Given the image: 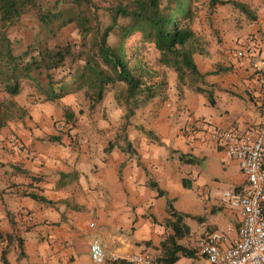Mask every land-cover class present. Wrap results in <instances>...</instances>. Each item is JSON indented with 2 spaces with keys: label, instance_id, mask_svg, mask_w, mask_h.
I'll return each mask as SVG.
<instances>
[{
  "label": "crops",
  "instance_id": "crops-1",
  "mask_svg": "<svg viewBox=\"0 0 264 264\" xmlns=\"http://www.w3.org/2000/svg\"><path fill=\"white\" fill-rule=\"evenodd\" d=\"M240 1L256 19L216 5V24L206 37L192 26L193 59L203 77L179 82L174 69L162 66L165 99L136 109L124 131L125 110L114 100L109 106L100 102L68 126L64 109L78 117L81 95L67 99L75 92L40 106L32 118L7 121L0 129V228L6 237L0 264L3 251L6 264H110L138 253L158 260L162 244L174 234L166 221L167 199L186 214L189 231L177 242L194 251L179 254L173 264H209L200 252L202 240L238 223L235 211L221 203L222 193L245 184L238 163L215 145L210 128L247 130L261 119L264 71L257 72L253 61L264 59V0ZM247 33L261 40L257 51L246 45ZM12 137L24 148L17 149ZM110 141L114 146L106 152ZM180 153L198 161L184 163ZM159 189L165 195H158ZM174 189L183 193L182 201ZM188 191H195L196 199ZM235 238L232 232L230 239ZM93 239L104 248L101 263L90 257Z\"/></svg>",
  "mask_w": 264,
  "mask_h": 264
},
{
  "label": "trees",
  "instance_id": "trees-1",
  "mask_svg": "<svg viewBox=\"0 0 264 264\" xmlns=\"http://www.w3.org/2000/svg\"><path fill=\"white\" fill-rule=\"evenodd\" d=\"M218 4H231L246 18L254 20L250 6L240 0H208L212 11ZM193 0H117L109 10V22L102 26L95 0H0V91L7 97H15L21 91V82L44 75L46 86H41L43 101H54L76 90H83L88 108L94 109L115 87L113 98L125 110L121 129L124 131L135 110L146 106L154 98L165 99L167 79L165 69L149 67L138 55L135 43H152L158 51L160 65L174 69L179 82L186 76L202 78L193 59L195 32ZM33 18L36 30L31 40L12 41L8 29L23 18ZM74 24L79 40L75 43H52L59 31ZM135 43H128L130 39ZM68 68L71 84L66 77H54V71ZM215 72V71H214ZM210 73H213L210 72ZM57 88V89H56ZM201 89V88H199ZM212 102L211 93H208ZM19 109L15 101L0 99V129ZM70 112V114H69ZM66 109L64 117L71 115ZM66 122L69 118H66ZM114 144L105 147L109 152ZM180 161L196 163L194 156L180 153ZM39 181L40 176H33ZM156 187L155 182H150ZM33 195V194H32ZM158 195L165 192L158 190ZM37 198L36 196H33ZM42 201L45 198H38ZM170 218L166 221L174 234L162 244L164 254L158 260L173 264L179 254L190 256L194 251L177 242L188 234L182 214L167 199ZM198 219H201L198 217ZM10 235H7L9 239ZM6 239V237H5ZM6 264L5 252L1 256ZM122 258L110 264H127Z\"/></svg>",
  "mask_w": 264,
  "mask_h": 264
},
{
  "label": "built area",
  "instance_id": "built-area-1",
  "mask_svg": "<svg viewBox=\"0 0 264 264\" xmlns=\"http://www.w3.org/2000/svg\"><path fill=\"white\" fill-rule=\"evenodd\" d=\"M246 45L257 51L261 47V40L250 37ZM253 67L257 72H263L264 59L254 60ZM259 80L263 94L258 124L247 130L210 128L215 145L238 163L245 184L222 193L221 203L235 211L238 223L215 229L202 240L200 252L209 264H264V78ZM60 129L65 130L66 126L61 125ZM12 140L17 149L24 148L16 137H12ZM232 232L236 233L233 240L230 239ZM5 243L0 228V246ZM90 257L96 263L105 259L104 248L98 239L90 243ZM125 260L132 264H162L144 253L127 255Z\"/></svg>",
  "mask_w": 264,
  "mask_h": 264
},
{
  "label": "rangeland",
  "instance_id": "rangeland-1",
  "mask_svg": "<svg viewBox=\"0 0 264 264\" xmlns=\"http://www.w3.org/2000/svg\"><path fill=\"white\" fill-rule=\"evenodd\" d=\"M96 6L99 9L100 14V20L102 26L107 24L109 22V10L112 6H114L117 2V0H95ZM232 6L231 4L224 5V8H228ZM233 7V6H232ZM193 11H194V17H193V24L194 26H198L201 28V31L206 35L207 30L212 29L213 25L216 24V13L214 11H211L208 7V0H193L192 5ZM223 8V10H224ZM216 12V11H215ZM221 13H225V11H221ZM232 15V13H230ZM239 18V17H237ZM243 19H241L242 21ZM204 22L206 23V26L203 27ZM246 22V21H245ZM209 25V26H208ZM215 29V27H214ZM36 30V24L33 18H23L19 23L15 24L14 26L10 27L8 29V36L12 41L15 40H22L23 42H28L31 40V34L34 33ZM213 34L215 37L218 38V35L215 31H213ZM248 34V33H247ZM256 33H249V37H258L254 36ZM135 38L130 39L128 43H135ZM79 40V35L77 33V29L74 24H68L64 26L58 33L57 38L51 42L52 43H58V44H65V43H75ZM138 55L142 57V60L147 63V65L157 71L161 70L160 68L162 65L158 62V56L159 53L155 49L154 45L152 43H141L140 41H137L135 43ZM163 70V69H162ZM63 75H67L66 77V84L67 86H70V76H68V68L65 67V69H58L54 71V77L55 78H61ZM34 76L37 77L36 82H34L33 79L26 80L21 82V91L20 93L15 97H7V95L1 90L0 91V99L3 100L4 98L10 99L15 101V103L19 106V109H16V111L13 113V116L10 120L14 119H29L32 118V114L35 112L36 109L40 108L42 105H53L54 101H43L44 96L40 93L41 86H46V78L44 75L35 74ZM186 81L189 80V76H186ZM57 89V88H56ZM115 87H111L105 97L103 102H105L106 106H109L110 103L114 100L113 98V91ZM79 91V92H78ZM74 94H70L67 99H72L73 97L77 95H81V101L79 100L78 105L76 106L77 111V118L74 119V111H72L71 115H66L62 121H65L66 118H69V121L67 122L68 126L74 125V122L77 121L79 117L82 118L84 113H86L88 108V101L85 99L83 90H76L73 91ZM72 92V93H73ZM101 101V102H102ZM109 101V102H108ZM116 104V102H115ZM117 105V104H116ZM66 109H64L65 111ZM39 113V112H38ZM70 114V112H69ZM107 115V112L104 110L103 117ZM173 120H175L174 115L172 117ZM58 122V119L54 120V124ZM66 122V121H65ZM174 195H178L182 201L183 199V193L180 192L177 189L173 190ZM189 195L192 196L191 199H196L195 191H188ZM223 204V203H222ZM227 206V205H224ZM228 207V206H227Z\"/></svg>",
  "mask_w": 264,
  "mask_h": 264
}]
</instances>
